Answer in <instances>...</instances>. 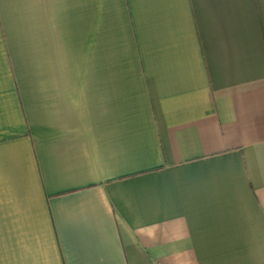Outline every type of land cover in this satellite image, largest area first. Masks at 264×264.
<instances>
[{
	"label": "crops",
	"instance_id": "obj_1",
	"mask_svg": "<svg viewBox=\"0 0 264 264\" xmlns=\"http://www.w3.org/2000/svg\"><path fill=\"white\" fill-rule=\"evenodd\" d=\"M0 264H264V0H0Z\"/></svg>",
	"mask_w": 264,
	"mask_h": 264
}]
</instances>
